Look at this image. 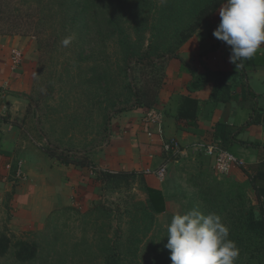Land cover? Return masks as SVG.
<instances>
[{
    "label": "rangeland",
    "instance_id": "obj_1",
    "mask_svg": "<svg viewBox=\"0 0 264 264\" xmlns=\"http://www.w3.org/2000/svg\"><path fill=\"white\" fill-rule=\"evenodd\" d=\"M163 1L154 0L158 4ZM186 1L187 3L180 9L176 7L173 14L162 11L165 16L160 21L157 17L154 22L155 29H151L153 10L150 9L147 15H142L143 19L140 18L142 22L136 35L141 37L143 46L147 47L152 38L155 39V48L159 50L167 44L176 43L175 31L195 19L196 11L193 3L196 0ZM188 6L191 9L190 14L186 10ZM37 7L35 0H31L30 3L25 0H9L8 8L11 13L19 8L24 15H27L33 13V9ZM164 8L166 9V6ZM117 10L115 9L114 12ZM99 13L96 11L87 14V25L93 26L89 36L85 34V30L79 37L78 32H70L62 28V15L55 17L58 28H52L53 23L49 22L41 30L34 28L26 35H22L29 37L34 47L29 54L35 63V83L30 94L29 117L35 130L34 139L41 144L45 153L49 151L48 149H52L70 160L90 158L97 149L107 143L111 133V118L133 106L131 102H125L119 105L116 111L113 110L112 105L115 101L127 98L123 88L126 78L119 69L123 52L116 41L110 40L108 46L100 50L102 59L94 55L93 58L97 60L86 61L92 47L97 43L93 41V37L94 39L98 37L96 26L99 21L95 19ZM167 14L171 17H167ZM7 15L3 13V17L6 18ZM118 16L123 14L119 13ZM202 27L203 24L197 28L194 35ZM42 31H44L42 36L45 38L46 49L41 52L38 50V33ZM67 37H71V42L65 47L61 41ZM57 38L58 43L55 45ZM96 46L97 49H101V45ZM81 54L83 58L80 57ZM170 57L166 54L164 57L166 62L159 63L158 67L150 71L152 75L161 78L162 82ZM94 66L97 68L95 71L92 68ZM100 73H103V77L97 75ZM120 108L124 110L118 111ZM49 155L53 156L51 153ZM243 161V165L236 166L240 172L242 171L243 178H241L235 173L233 175V169L236 167L227 174H218L214 168V157L204 150L191 148L178 156L171 162L166 179L161 182V188L154 190L158 193L153 199L157 210L156 221L146 233L141 232L143 227L140 225L138 229L134 228L131 231L130 218L122 212L133 204L134 199L146 201L150 196L149 190L143 187L141 176H136L128 182L125 180L122 184L119 183V186L109 187L107 182L102 181L104 177L95 172L94 176L101 181L98 183L101 187L96 189L97 199L83 207L80 204L76 206L74 204L73 207L78 206L80 207L78 209L85 212L95 203L100 202L117 210L112 224L113 229L120 227V232L125 234L121 239V250L126 264H165L167 259L171 261L170 251L165 247L168 242L166 226L174 214L183 213L193 207H198L205 214L214 211L221 215L230 229V239L235 241L240 250L236 264H264V242H250L252 237L249 232L264 218L262 212L264 200L259 198L242 169L250 171L258 162L250 164L246 160ZM230 191L235 193L234 200L229 196L233 202H224L228 197L225 193ZM8 218L9 215H6L0 222V264H23L18 254L21 245L18 238L32 239L31 233L24 235V232L31 228L14 233L9 229ZM81 220L82 216L77 218V221L69 222L64 226L62 221L66 234L64 243L69 249H72V245L83 233ZM44 227L45 225L34 230L40 232ZM111 235H114V230L111 231ZM51 236L41 239V242L49 240ZM93 238L89 233V242L93 243L95 253L91 256L83 254L82 261L90 260L81 264L101 262V251L97 247L99 239Z\"/></svg>",
    "mask_w": 264,
    "mask_h": 264
},
{
    "label": "crops",
    "instance_id": "obj_2",
    "mask_svg": "<svg viewBox=\"0 0 264 264\" xmlns=\"http://www.w3.org/2000/svg\"><path fill=\"white\" fill-rule=\"evenodd\" d=\"M220 7L168 59L155 107L163 113L167 138L183 144L218 141L238 158L255 164L264 156V47L236 69L229 60L230 47L213 36L220 23ZM14 47L25 53L24 63L16 70L11 67ZM33 48L29 37L0 35V222L9 215L8 226L14 233L42 228L63 207L87 205L97 199L96 189L101 187L89 166L66 164L45 153L34 139L29 117L35 83V63L29 55ZM220 72L226 74L223 85H229L230 97L217 101L212 94ZM198 77L205 84L190 89ZM184 97L199 101L195 123L178 118ZM148 109L133 106L113 116L107 143L90 159L91 165L115 172H140L156 190L163 181L152 171L166 154L157 126L145 121ZM233 170V175L243 178L242 171Z\"/></svg>",
    "mask_w": 264,
    "mask_h": 264
},
{
    "label": "trees",
    "instance_id": "obj_3",
    "mask_svg": "<svg viewBox=\"0 0 264 264\" xmlns=\"http://www.w3.org/2000/svg\"><path fill=\"white\" fill-rule=\"evenodd\" d=\"M31 0H25L30 3ZM37 9H33V13L24 15L22 11L17 8L11 13L9 7V0H0V35H26L27 32L32 31L34 28L42 29L49 22L53 23L52 28H58L55 17L62 15L61 27L68 29L70 32L75 31L79 33V37L82 36L83 31L87 36L90 35L91 28L93 26L87 25V14H92L96 11L97 19L99 21L96 26V32L98 37L93 41L97 42L92 47L90 54L87 56L86 61H95L93 56L97 55L102 59L100 50H103L105 46H108L110 40H114L118 45L122 47V64L120 72L124 74L125 83L123 88L126 91L124 94L127 95L126 99H119L113 103V110H117V107L125 102H131L133 106L154 107L159 103L160 91L163 85L161 78L157 75H152L150 71L159 66V63L166 62L164 57L166 54L173 56L177 51L186 44L194 32L202 24L204 25L209 21L214 12L221 6L223 0H196L194 4L195 19L188 23L185 27H182L176 32L177 41L173 45L167 44L163 49H156L154 46L155 39L152 38L148 46H143L141 37L136 35L140 24L143 19L142 15H147L148 10L152 9L153 22L151 29H155L154 22L159 18L165 16L163 12L173 14L176 7L180 9L184 6L186 0H164L161 4L155 3L154 0H35ZM105 5V7H100ZM111 5V7H110ZM166 6V9L164 8ZM132 7V9H130ZM115 9H118L114 12ZM186 10L190 14V7ZM163 11V12H162ZM111 12V13H110ZM3 13H7V17H3ZM122 13L123 16H118ZM35 14V15H33ZM161 14V15H159ZM167 14V17L171 15ZM144 22V20H143ZM162 27L160 31L162 32ZM93 31V30H92ZM145 31H147L145 29ZM42 33H38V50L46 49L45 38ZM198 32V31H197ZM91 41V39H89ZM58 43V38L54 42L55 45ZM96 45H101V49H97ZM144 47V49H143ZM82 57V54L80 56ZM86 58V57H85ZM82 60V59H80ZM95 71L97 68L92 67ZM137 69V74H135ZM132 73V74H130ZM103 74V73H102ZM101 73L97 74L103 77ZM166 76V73L164 74ZM163 75V76H164ZM226 74L223 72L219 73V77L216 80L214 92L212 97L214 100L220 101L230 97L228 92L229 85L224 86V79ZM201 77L195 79L190 89H196L202 87L206 81L201 80ZM225 89L227 90L225 92ZM225 92V94H224ZM132 106V107H133ZM124 110V108L118 109V111ZM199 110V101L190 97H184L181 102L178 118L187 119L191 123H195L197 120ZM109 117V116H108ZM108 120V119H107ZM110 120V119H109ZM224 145V144H223ZM225 146V145H224ZM49 153L57 157L62 162L74 163L81 166L91 167V159L85 157L83 160L79 159H68L54 152L52 149H48ZM166 157V155H165ZM243 171L247 174L251 185L259 198L264 200V156L261 157L258 164L251 168V170ZM103 182H107L110 186H119L123 181L134 179L136 176H141L140 180L143 183L145 190H149L151 193L146 201L134 199L133 204L130 207H126L123 210V214H127L130 218L129 223L132 229H138L139 226L143 227L141 232L146 233L155 223L156 206L153 201L154 195L158 194L155 189L150 188L146 182L144 174L137 171H120V172H102ZM120 183V184H119ZM130 185V184H129ZM224 194V193H222ZM233 191L225 193L228 197L225 198L224 202L230 203L231 196L234 200ZM217 200V199H216ZM233 202V201H232ZM231 202V203H232ZM264 207V206H263ZM120 208L118 209V212ZM117 210L107 207L104 203H95L91 208L85 212L81 211L77 207L67 206L58 209L50 215L47 223L43 230L36 231L29 229L24 232V235L31 233L32 239H25L19 237L20 249L18 254L22 258L23 264H81L83 261L87 262L90 259L82 261V255L91 256L95 253L93 243L89 242L90 236H93L95 240L99 239L97 247L101 251V262L97 264H126L122 257V245L121 239L125 235L121 233L120 227L113 229V218L116 216ZM264 214V208L262 210ZM82 216V235L79 240H76L72 245V249L68 248L64 238L66 234L65 229L62 227L69 224V222L77 221V218ZM103 221V222H102ZM79 223V224H80ZM114 230V235H111V231ZM130 231V232H131ZM134 231V230H133ZM245 232V229L243 230ZM251 232L250 242L262 241L264 242V218L257 222V225L249 230ZM49 240L41 242V239L48 238ZM17 237L16 235H14ZM21 238V239H20ZM93 264V262H92ZM165 264H172V261H165Z\"/></svg>",
    "mask_w": 264,
    "mask_h": 264
},
{
    "label": "clouds",
    "instance_id": "obj_4",
    "mask_svg": "<svg viewBox=\"0 0 264 264\" xmlns=\"http://www.w3.org/2000/svg\"><path fill=\"white\" fill-rule=\"evenodd\" d=\"M213 36L231 49L236 69L264 47V0H223ZM71 37L61 41L67 47ZM172 264H236L240 250L221 215L198 207L176 213L166 226Z\"/></svg>",
    "mask_w": 264,
    "mask_h": 264
},
{
    "label": "built area",
    "instance_id": "obj_5",
    "mask_svg": "<svg viewBox=\"0 0 264 264\" xmlns=\"http://www.w3.org/2000/svg\"><path fill=\"white\" fill-rule=\"evenodd\" d=\"M25 54L24 50L18 47H14L11 50V67L13 70H16L21 67L24 63ZM145 121L147 123L153 124L157 126V131L160 136L162 148L166 154L165 160L155 169L154 174L157 177L164 181L166 179L169 165L172 161L176 160L178 156L187 152L191 148H196L200 150L206 151L209 155L214 157V168L218 174H227L229 173L234 167L240 166L244 164L243 159L238 158L235 154L229 151L221 142L213 141V142H206V141H199L189 144H183L177 138H167L164 135V116L161 110L157 109L156 107L149 108L145 114ZM93 172H112L115 171L109 170L107 168H101L96 165H92L90 167ZM150 172V171H149ZM21 172H18L20 175Z\"/></svg>",
    "mask_w": 264,
    "mask_h": 264
}]
</instances>
